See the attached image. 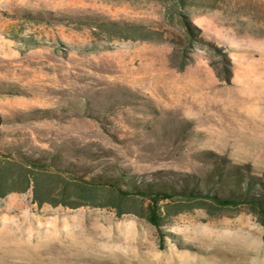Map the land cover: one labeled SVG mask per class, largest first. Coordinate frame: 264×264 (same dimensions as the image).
<instances>
[{
  "label": "rangeland",
  "instance_id": "obj_1",
  "mask_svg": "<svg viewBox=\"0 0 264 264\" xmlns=\"http://www.w3.org/2000/svg\"><path fill=\"white\" fill-rule=\"evenodd\" d=\"M189 14L209 41L191 52L160 0H0V150L148 180H200L221 156L264 179V0H197ZM103 20L168 32L120 39ZM0 264H264V226L240 207L157 228L39 205L30 189L0 198Z\"/></svg>",
  "mask_w": 264,
  "mask_h": 264
},
{
  "label": "trees",
  "instance_id": "obj_2",
  "mask_svg": "<svg viewBox=\"0 0 264 264\" xmlns=\"http://www.w3.org/2000/svg\"><path fill=\"white\" fill-rule=\"evenodd\" d=\"M178 19L182 51H192L196 43L208 44L203 31L190 18V6L197 0H160ZM100 26L120 39L156 40L164 38L165 30L153 29L144 23L103 20ZM226 55V53L224 52ZM186 56V57H185ZM188 58V59H187ZM182 55L179 69L189 64ZM230 80V76L226 78ZM203 179H137L121 170H104L87 177L75 166L58 163L55 153L36 156L22 151L0 150V198L13 192L32 190L39 205L50 203L69 207H109L121 215L134 213L160 228L166 219L179 213L203 208L209 214L221 210L247 208L264 226V179L249 167L228 165L219 156Z\"/></svg>",
  "mask_w": 264,
  "mask_h": 264
},
{
  "label": "bare ground",
  "instance_id": "obj_3",
  "mask_svg": "<svg viewBox=\"0 0 264 264\" xmlns=\"http://www.w3.org/2000/svg\"><path fill=\"white\" fill-rule=\"evenodd\" d=\"M246 252H247V250H246Z\"/></svg>",
  "mask_w": 264,
  "mask_h": 264
}]
</instances>
